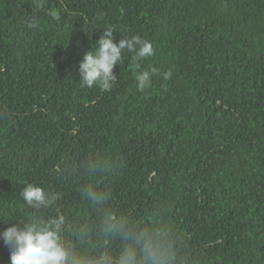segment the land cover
<instances>
[{
  "label": "trees",
  "instance_id": "trees-1",
  "mask_svg": "<svg viewBox=\"0 0 264 264\" xmlns=\"http://www.w3.org/2000/svg\"><path fill=\"white\" fill-rule=\"evenodd\" d=\"M109 27L152 42L144 91L127 51L111 90L81 86ZM28 184L57 200L31 208ZM58 214L84 259L264 264V0H0V232Z\"/></svg>",
  "mask_w": 264,
  "mask_h": 264
},
{
  "label": "clouds",
  "instance_id": "clouds-1",
  "mask_svg": "<svg viewBox=\"0 0 264 264\" xmlns=\"http://www.w3.org/2000/svg\"><path fill=\"white\" fill-rule=\"evenodd\" d=\"M45 8V0H32V10L39 13ZM47 15L52 20L59 21L60 13L55 9H49ZM29 28L38 27L35 16L26 22ZM115 30L111 27L102 31L97 42V47L85 51L78 65L80 84L89 88L99 87L109 91L117 81L114 68L120 64L123 53H131V62L134 66V77L139 91H144L151 85L153 74H159V70H143L141 61L155 54L152 42L142 39L140 36L121 38L116 42ZM172 71L163 73L165 80L170 79ZM251 94L244 95L243 103ZM92 195L91 192L88 193ZM26 205L33 209L47 208L55 203L57 195L48 192L34 184H28L20 193ZM65 217L58 214L56 217L45 221H32L28 223H12L0 232V239L5 246L11 249L10 264H113L106 255L95 259H84L75 255L66 245L62 237ZM145 259L157 264L154 254L149 247H145ZM115 264H136V252L127 249L115 261Z\"/></svg>",
  "mask_w": 264,
  "mask_h": 264
}]
</instances>
